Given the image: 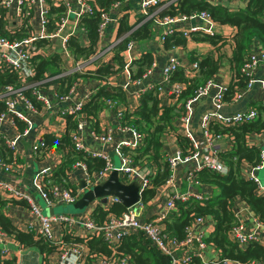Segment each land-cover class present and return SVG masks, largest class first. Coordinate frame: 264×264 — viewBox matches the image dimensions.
Instances as JSON below:
<instances>
[{
    "label": "trees",
    "instance_id": "1",
    "mask_svg": "<svg viewBox=\"0 0 264 264\" xmlns=\"http://www.w3.org/2000/svg\"><path fill=\"white\" fill-rule=\"evenodd\" d=\"M45 1L47 11L44 29L45 33L48 34L53 31L54 24L64 16L65 7L64 5L55 6L51 3V0ZM82 1L90 12L78 18L76 28L84 33L86 44L82 45L78 37L74 35V32L64 43V49L73 61L82 60V62L86 63L79 72L63 74L67 70L63 63V55L60 51L56 53V49L51 46V42L48 39H37L34 42L39 52L29 59L30 73L26 75L11 68L3 67L0 61V89L11 87L17 90L24 85L27 86L21 92L32 102L38 113L40 112V105L34 101L32 90L44 92L49 85L52 86L51 88L54 87L56 98L51 99V103L54 105L57 103V98L66 96L73 84L78 82L79 79L93 77L101 82L115 76L123 66L122 52L127 42L140 45L153 38L157 32L153 21L165 16H189L194 13L204 12L213 24L214 32L211 35L190 33L187 36H182L179 31L170 36H165L163 42L160 43L163 50L176 47L185 49L188 42L206 44L211 47V52L203 56L196 55L194 51L187 53L188 61L191 63L196 62L197 64V71L192 77H185L181 68L175 69L169 75V83L183 85L182 91L174 103L161 104L156 90L151 89L139 95L134 109L124 111V123L140 132L143 135L144 142L141 149L129 152L130 157L134 163L147 165L152 169V176L149 179L151 187L140 194V202L146 204L153 200L157 195L158 188L164 185L168 177L165 139L172 137L174 145L181 155H185L190 151L187 139L175 133L181 105L192 96L197 87L202 86L205 81L215 75L223 58H225L232 73L231 81L224 93V102H229L232 95L245 89L247 77L240 73V68L247 62L252 44L258 43L264 54V17L262 16L264 0H212L210 2L208 0H165L169 4L160 11H156L157 8L153 6L147 7L146 14L134 20L139 23L145 19V22L127 37L122 38L111 49L108 56H98L99 52L108 45L103 44L104 34L99 37L97 31L100 15L106 13L113 4L122 0ZM130 1L128 0L125 4H129ZM233 2L238 4L236 8H232L231 3ZM125 4H122L117 11L122 12L117 13L119 16L117 37L131 30V27L127 24L129 13L127 15L128 7ZM4 15L5 11L0 6V38H4L8 42H16L29 36L32 31L33 19L32 14L26 8L22 9L19 24L10 29L6 26ZM220 29H227L229 33L219 32L218 30ZM225 51L228 52L227 55ZM92 57L96 58L90 61ZM151 63V55L149 53H141L138 59L131 62L133 67V70H130L131 80L138 79L150 67ZM88 65L93 68L85 70ZM102 84L94 89L92 95L82 105L81 114L84 115L86 120L92 121L94 129L97 128L96 116L104 108L106 101L115 102L118 105L125 104V95L120 89ZM251 109L255 111L256 117L249 122L232 126L217 123L208 125V131L212 135L226 138L230 143L227 151L217 154L221 165L225 169L223 174L201 169L194 175V179L201 185L212 189L213 195L201 203L194 200L187 203L175 202V211L162 220L163 226L161 228L164 235L169 238L182 239L184 228L193 219H208L213 228L207 241L220 254V260L206 264H220L221 260L239 263L249 261L263 262L264 260V248L262 246L256 243H249L245 247L240 248L229 240L227 235L230 228L235 224L230 207V203L234 200L243 203L250 211L252 217L264 226V196L257 194L254 183L245 180L242 173L244 166L256 165L259 158L258 148L248 141V137L264 135V106L254 103ZM0 112H4V105L1 100ZM59 118L63 122V132L61 134L56 135L46 131L39 136L41 145L37 148L36 155L44 157V155L53 154L58 157V162L50 176L43 179L44 182H48V184L44 185V191H48L51 185L64 182L66 170L76 162L85 164L89 176L98 173L104 167V162L101 159L91 158L89 155L74 149L69 134L74 131L76 120L67 114L62 116L59 114ZM31 120L34 124L33 117ZM13 124L19 134H22L26 129L24 123L19 120L14 119ZM31 131L28 135L36 136V133L33 134ZM14 156L4 146V139L0 138V158L2 161L10 164L12 159L15 158L14 163H16L18 159ZM69 187L73 191L75 190V187ZM11 203L24 208L27 207L26 202L22 200L0 197V231L12 237L21 248H36L41 256L40 264H49L48 257L58 252V247L45 242L31 232L25 233L15 229L3 211L5 206ZM124 211L125 208L115 202L110 204L105 210L101 206H95L90 217L95 223H102L107 217H117ZM63 241H71L69 243L81 242L87 247V251L90 253L87 255L84 264L92 263L90 256L93 255L91 253L96 257H101L109 256L112 252L101 237L72 238V240L64 239ZM62 244L64 243L62 242ZM114 253L118 257L125 256L128 264H170L168 256L160 255L139 234L123 237L114 248ZM187 264L203 263L194 257Z\"/></svg>",
    "mask_w": 264,
    "mask_h": 264
},
{
    "label": "built area",
    "instance_id": "2",
    "mask_svg": "<svg viewBox=\"0 0 264 264\" xmlns=\"http://www.w3.org/2000/svg\"><path fill=\"white\" fill-rule=\"evenodd\" d=\"M127 1L128 0H122L121 2L113 4L106 13L100 15V23L97 29L99 37H102L104 34V28L109 21L108 17L114 13V11H118L119 7ZM168 4L169 2H165V0H137L139 13L142 16L146 14V9L149 6L156 7V11H160ZM63 5L65 7L64 16L54 24L56 26L55 32L53 34H47L44 29L45 14L47 11L45 0H0V6L5 11L4 20L8 29L19 24V18L23 8H26L32 14L33 19L32 31L29 36L16 42H8L4 38H0V61L3 67L21 72L23 75L30 73L28 61L39 52V49L34 44L37 39H48L51 42V46L55 49L57 47V42H59L58 48L63 55V59L68 63L67 70L63 74H71L75 71L79 72L80 69L86 65L82 60L73 61L65 51L64 43L77 27L76 23L78 18L83 14L89 13L90 10L82 0H73V4L66 2ZM262 16L264 17V9L262 11ZM69 21L72 23V27L67 28L66 25L69 26ZM142 22H145V19H143ZM190 22L192 25L188 27L184 26L185 23L190 24ZM153 25L157 30V40L159 43L163 42L165 36H170L179 31L182 33V36H187L190 33H205L211 35L214 32L213 24L208 15L204 12L194 13L189 16H165L153 21ZM139 26L140 22L128 32L116 37L99 52L98 56H108L111 49H113L122 38L127 37ZM134 47L135 44L133 42H127L122 52L123 66L120 70L124 71L127 75V83L123 85V88H127L130 84L138 86L137 89H139V91L137 99H139L141 93L150 89H155L159 99H171L174 103L181 93L183 85L179 83H169V75L175 69L181 68L185 77H192L197 71L196 62L185 64L180 61L178 56L171 55L167 57L160 69V82L153 88L154 86L149 83V85H142L149 79L151 69L155 66L153 62L138 79L131 80L129 67L131 62L135 60L132 56ZM172 49L174 48L169 50ZM95 58L96 57L90 58V61ZM263 66L264 54L258 43L255 42L251 46V52L247 62L240 68V73L247 77L245 89L232 95L231 102L240 100L253 87H256L264 97V76L255 77L256 70ZM213 77L205 81L202 86L197 87L192 96L181 105V112L177 118L175 128L178 127L179 129L180 126L179 130L176 129V133L187 139L190 145V151L185 155H181L180 151L175 147L172 137H168L164 141L169 172L164 185L159 187V190L164 191L165 194L164 196L159 194L157 197L164 198L165 202L162 206V212L157 215L153 221H141L138 218L140 206L142 205L140 202V194L145 189L151 187L149 179L152 176V169L147 165L134 163L130 157V151L139 150L143 147V135L130 125L124 123L123 114L125 109L122 105L106 101L104 106L106 110L110 112L114 124L111 125V127L104 128L103 131H96L93 128L91 120H86L83 114L77 115V112L82 109V105H84L87 99L92 95L94 89H89L80 99H77V97L72 99L73 87L75 85L73 84L69 91L70 95L57 98L56 104L64 105V107L62 109L57 108L56 110H54V105L51 103V99L56 98L54 88L45 89L44 92L32 90L34 101L40 105L39 113L36 112V108L32 102L21 92L25 90L27 86L24 85L17 90L11 87L0 89V100L4 105V112H0V138L4 139V146L11 151L13 155L16 156L20 140L27 136L33 129L34 124L31 120L32 117L39 116L40 114L44 115L46 113L53 115V112L58 117L59 114L61 116L67 114L76 120L74 131L69 134L70 141L76 151L83 152L91 158L101 159L106 163L104 171H99L89 176L85 164L76 162L66 170L64 182L51 185L48 191H44V185L48 184V182H44L43 179L50 176V173H52L57 163L47 160L49 154L44 155V157L36 155L37 148L41 143L39 138H33L32 142H30L29 150L30 153L35 156L36 162L39 163L40 167L33 175L32 185L47 208L58 205H72L83 191L78 188L77 184L79 181H83L85 186L90 188L103 182L111 170H116L119 175V181L122 184L127 185L134 182L138 185V201L131 207L125 208V211L119 216L107 217L102 223H95L91 219L90 214L95 206H101L102 209L105 210L110 204L117 202L113 198H107L105 203H100L97 200L93 201L83 212L76 215L60 214L46 216L40 212L23 189L13 185V181H10L11 172L17 171L14 158L10 164L4 163L0 158V196L26 202L28 206V215L36 223V227H33V231L30 232L43 239L45 242L58 247V252L48 257L49 264H84L88 255L85 246L81 242H73L64 245L60 240H56L53 225L58 226L61 236L68 235L72 238L79 239L101 237L107 247L112 251V255L115 254L114 248L123 237L139 234L148 242L150 247L154 248L159 254L168 256L170 258V264H187L194 257L200 260L201 254L205 249V243L200 228L204 224L205 219H193V221L184 228L182 239L167 237L162 233V228L159 224L170 212L175 211V202L187 203L194 200L201 203L209 198L206 193H196L192 190L194 187L201 186V184L194 179V175L197 171L206 169L217 174H223L225 172L224 167L217 157V154L222 151L218 150L215 145L221 138L212 135L211 132L208 131V125L210 123H217L220 125L232 126L249 122L256 117L255 111L251 108L236 112L232 115H223L221 109L224 105V93L226 92L227 86L218 84ZM204 98L208 100L209 108L199 119L198 129L200 136L199 138H195L189 131L193 105ZM262 105L264 106V103ZM14 119L24 123L26 129L22 134H12L3 130L5 120H8L9 125L15 128L13 124ZM84 140H88L94 145H97L98 149L90 151L85 148L83 145ZM113 141L114 146L111 150V154L117 158L118 167L112 165L109 154L107 155V152L104 151V148ZM256 147L258 148L259 154L257 164L254 166H244L242 168V173L245 180L254 183L257 194L264 196V185H259L258 179L255 176V173L264 167V143L256 145ZM200 156L202 160H199ZM178 170L182 172L181 176L188 187V189L182 193L179 192L176 185ZM69 186L75 187V190L73 191ZM232 213L235 224L230 228L227 234L229 240L240 248L245 247L249 243H256L264 248V239L262 235L264 226L252 217V215L250 220H245L240 219L238 213H234L233 209ZM90 257L91 259L93 258V256ZM112 262L113 261L104 259L103 257H96V259H92L91 264H112ZM227 263H231V261H220V264ZM233 263L264 264V262L254 261L246 263L234 261ZM119 264L126 263L120 261Z\"/></svg>",
    "mask_w": 264,
    "mask_h": 264
},
{
    "label": "crops",
    "instance_id": "3",
    "mask_svg": "<svg viewBox=\"0 0 264 264\" xmlns=\"http://www.w3.org/2000/svg\"><path fill=\"white\" fill-rule=\"evenodd\" d=\"M208 1L210 2L212 0H208ZM66 2L73 4V0H51V3L55 6L63 5ZM125 5L128 7V9L130 8L129 10L127 9L126 11L127 15L129 13V16L127 18V24L132 28L138 23V22H135L134 20L139 19L142 15L139 13L137 0H131L129 4H125ZM231 6L232 8H236L238 4L236 2H233L231 3ZM117 13H122V12L114 11V13H112L108 17L109 21L104 28L103 44H109L117 37V28H118L117 22L119 21L118 20L119 16L117 15ZM142 21L143 20L140 21V25L144 23ZM68 24L70 27H72V23L70 21L68 22ZM190 25H192L191 22L190 24L189 23L184 24L185 27H188ZM66 26L67 28H70L68 25ZM218 31L225 33V34L229 33V30L227 29H220ZM74 35L78 37L82 45L86 44L84 33L83 32L81 33V31L78 28L74 29ZM144 44H146V46H144ZM185 47H186L185 50L172 49V50H169L168 52L163 51L161 49L160 43L157 40V32H156L151 40H148L145 43L140 44L137 49L135 48L132 51V56L134 57V59H138L141 53H149L152 57V62L155 65L151 69V73H150L148 81H145L142 85L149 83L154 86L153 88H155L157 83L160 82V75H159L160 69L162 65L164 64L169 53L176 54L179 57L180 61L186 64L189 62L188 57H187L188 52L194 51V53L199 56H203L211 52V48L208 45L201 44V43L188 42ZM201 51H203L205 54H201L200 53ZM138 52L140 53L139 55L137 54ZM225 54L227 55L228 52L225 51ZM226 55L224 56L227 57ZM63 63H64L65 68H67L68 63L66 62L65 59H63ZM122 63H123V59H122ZM92 68L93 67L91 65H88L85 67V70L92 69ZM129 70H133L132 64H130ZM263 76H264V66L259 67L255 72V77H263ZM231 78H232V73L229 70L228 63L226 62L225 58H223V61L218 67L213 79L218 84L227 86L229 82L231 81ZM101 83H103L102 85H107L109 87L118 88L121 90V89H124L123 85L127 83V75L124 71L119 70L115 76H112L108 78L107 80L101 81V82H99L96 79H92V78L79 79L78 82H75V85L73 87L74 90H73L72 99L76 98L75 91H78L81 94L83 92L86 93L89 91V89H95ZM51 87L52 86L49 85V87H46V89L54 88V87L53 88ZM137 88L138 86H133L130 84L127 86V88H125L124 90H121L123 94L125 95V104L122 105L125 110L131 111L132 109L135 108L137 104V100H138L137 97H138V91H139V89ZM254 103H258V104L264 103V97L261 95V93L257 90L256 87H253L245 96H243L238 101L224 102V105L221 109V113L223 115H232L236 112L244 111L247 108H253ZM53 107H54V110H56L57 108L62 109L64 105L54 104ZM208 108H209V104L206 98L202 99L201 101L193 105V113H192L190 124H189V131L195 138H199L200 136L199 129H198L199 119L208 110ZM52 114L53 115L46 113L44 115L40 114L39 116L33 117L34 127L31 133L37 134L42 130V132L49 131L51 133L59 135V133L54 129V126L60 129L61 127V125L59 124L60 118L55 113L52 112ZM96 123L99 125L100 130L102 128L111 127V125L114 124L112 121V116L110 112L106 110L105 106L104 108L101 109L100 112H98L96 116ZM62 128L63 126L61 127L60 134L63 132ZM176 129H178V127L175 128V130ZM179 129H180V126H179ZM3 130L8 133H12V134L18 133L16 128H13L9 125L8 120L4 121ZM33 138H38V136L27 135L23 139L20 140L19 145L17 147V151H16V157L18 161L15 163V165H16L17 171L11 172L10 181L11 182L13 181V185L23 189L25 193L29 195L31 201L40 210V212L43 210L46 216L60 215L62 213L54 214L55 207L47 208L44 202L38 196L36 190L33 188V185H32L33 175L40 167L39 163L36 162L35 156H33L29 150V147H30L29 145H30V142H32ZM114 141L104 148V151H106L107 155L109 154L111 158L112 165H113V158H116L115 156H112L111 154V150L113 149V146H114ZM248 141L255 146L262 144L264 143V135L263 136H259V135L249 136ZM83 145L85 148L89 149L90 151L98 149L97 145H94L88 140H84ZM215 145L217 146L218 150L225 152L229 149L230 143L226 138L225 139L221 138L218 142L215 143ZM47 160L50 162L57 163L58 157L53 154H49L47 156ZM199 160H202L201 156L199 157ZM257 172L255 173V176ZM181 173L182 172L178 170L177 172L178 175L176 176V185H177L179 192L182 193V192H185L188 189V187L185 181L183 180ZM192 190L196 193H199V192L203 194L206 193L208 197H211L213 195L212 189L208 186L201 185L199 187L192 188ZM159 194L164 196L165 192L160 191L158 188L157 195L155 196V198H153V200H151L150 202L146 204H142L140 206L138 218L141 221H144V220L153 221L155 220L156 216L162 212V206H163V203L165 202V199L162 197L160 198L157 197ZM230 207L231 209H233L234 213H238L240 219L250 220L251 213L243 203H240L239 201L234 200L230 203ZM3 211L7 219L10 221L11 225H13L15 229L21 232H25V233L30 232V231H33L32 229L33 227L34 228L36 227L35 221L28 215V206L24 208L23 206L16 205L15 203L13 204L11 203V204H7L5 208L3 209ZM171 213L173 212H170L169 214ZM72 215H76V214H72ZM159 225L160 227H162L163 221L160 222ZM212 228L213 226L211 222L208 221V219H205L204 224L200 228V232L202 233L204 243H205V249L203 250V253L201 254V257H200V262L203 264H206L209 262H216L220 260V254H218L217 250L211 245L209 241H207L210 236V233L212 232ZM53 231L55 233L56 240H60L64 244L71 242V241H68V242L63 241L64 239L72 240V237L68 235L61 236V233L59 232L57 225H53ZM262 235L264 239V232L262 233ZM143 240L145 239L143 238ZM53 246L57 247L56 245H53ZM85 248L87 250V247ZM89 253L90 252L87 251V254ZM91 255H93V258H92L93 260L96 259V256L94 254L91 253ZM101 257H103L104 259L113 261L112 264H119L120 261H124L126 264H128V260L125 256L118 257L115 254L114 255L110 254L109 256H101ZM68 262H69V258H68ZM233 262L234 261H231V263H227V264H234ZM40 263H41L40 253L36 248L34 247L21 248L20 245L16 241H14L12 237L0 231V264H40Z\"/></svg>",
    "mask_w": 264,
    "mask_h": 264
},
{
    "label": "water",
    "instance_id": "4",
    "mask_svg": "<svg viewBox=\"0 0 264 264\" xmlns=\"http://www.w3.org/2000/svg\"><path fill=\"white\" fill-rule=\"evenodd\" d=\"M77 185L83 191L71 206L79 213L96 200L105 203L107 198H113L123 208H129L138 201V185L134 182L122 184L116 170H112L103 182L90 188H87L83 181H79Z\"/></svg>",
    "mask_w": 264,
    "mask_h": 264
},
{
    "label": "rangeland",
    "instance_id": "5",
    "mask_svg": "<svg viewBox=\"0 0 264 264\" xmlns=\"http://www.w3.org/2000/svg\"><path fill=\"white\" fill-rule=\"evenodd\" d=\"M70 27V26H69ZM53 31L52 32H50V34H53L54 32H55V30H56V26L54 25L53 26ZM194 43V42H193ZM135 44V43H134ZM143 44V43H142ZM147 44V43H146ZM146 44H144V46H146ZM199 45V44H198ZM56 53H59V51H60V49L58 48L59 47V42H57V44H56ZM138 46L139 45H136L135 44V47H134V49L136 48H138ZM210 47V46H209ZM208 48V47H207ZM211 48V47H210ZM161 49H162V47H161ZM174 49H179V50H185V49H182V48H179V47H176V48H174ZM163 50V49H162ZM163 51H168V50H163ZM201 54H205L203 51H201L200 52ZM138 55L140 54L139 52L137 53ZM200 54V55H201ZM177 56L176 54H174V53H169L168 54V56L167 57H169V56ZM188 63H191V62H188ZM89 78H91V77H89ZM83 79H85V78H83ZM92 79H94L93 77H92ZM151 90V89H150ZM154 91H155V89H153ZM84 93V92H83ZM83 93L81 94V93H79L78 91H75V95H76V97H77V99H80V97L83 95ZM87 93V92H86ZM81 94V95H80ZM67 95H70L69 94V92H68V94ZM160 100V102H161V104H165V105H168V104H170V103H173L172 101H171V99H167V98H161V99H159ZM138 102V101H137ZM81 112H82V109L79 111V112H77V115H80L81 114ZM62 120H60L59 121V124L61 125V127H62ZM96 125H97V128H95L94 130H96V131H99L100 130V127H99V125L96 123ZM61 127H60V129H58V127H56V126H54V129L60 134V131H61ZM104 130V128H102L101 129V131H103ZM44 132V131H43ZM42 132V130L39 132V133H37L36 134V136H38V138H39V136H41V134L43 133ZM177 131L175 130V133H176ZM138 133V132H137ZM37 138V139H38ZM172 146V145H171ZM113 165H114V167H118V161H117V159L116 158H113ZM105 168H106V163L104 162V167L102 168V170L101 171H104L105 170ZM112 171V170H111ZM110 171V172H111ZM109 172V173H110ZM118 174V173H117ZM119 176V175H118ZM256 177H257V179H258V182H259V184L260 185H264V167H263V169L262 170H260V171H258L257 172V174H256ZM41 202V201H40ZM42 203V202H41ZM84 210V209H83ZM82 210V211H83ZM42 212V214H44L45 215V212L42 210L41 211ZM60 213H62V214H70V215H72V214H76V213H79V211H77V210H75V209H73L72 208V206L71 205H58V206H55V208H54V214H60Z\"/></svg>",
    "mask_w": 264,
    "mask_h": 264
}]
</instances>
